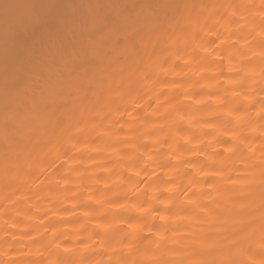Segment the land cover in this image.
Instances as JSON below:
<instances>
[{"label": "clouds", "instance_id": "9594fccd", "mask_svg": "<svg viewBox=\"0 0 264 264\" xmlns=\"http://www.w3.org/2000/svg\"><path fill=\"white\" fill-rule=\"evenodd\" d=\"M0 264H264V0H0Z\"/></svg>", "mask_w": 264, "mask_h": 264}]
</instances>
